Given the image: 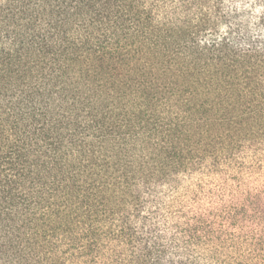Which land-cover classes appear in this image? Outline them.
<instances>
[{
	"label": "trees",
	"instance_id": "trees-1",
	"mask_svg": "<svg viewBox=\"0 0 264 264\" xmlns=\"http://www.w3.org/2000/svg\"><path fill=\"white\" fill-rule=\"evenodd\" d=\"M0 264H264V0H0Z\"/></svg>",
	"mask_w": 264,
	"mask_h": 264
}]
</instances>
